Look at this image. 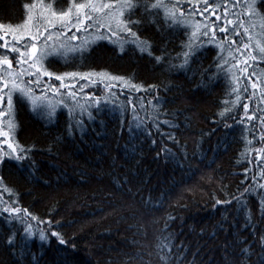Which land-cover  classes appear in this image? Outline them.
I'll return each mask as SVG.
<instances>
[{"label": "trees", "instance_id": "trees-1", "mask_svg": "<svg viewBox=\"0 0 264 264\" xmlns=\"http://www.w3.org/2000/svg\"><path fill=\"white\" fill-rule=\"evenodd\" d=\"M33 2L36 0H0V23L21 24L28 14L24 5ZM44 2L51 3L57 10H66L69 6V0ZM214 3L223 5L226 0H214ZM184 7H188L186 2ZM257 7L264 12L259 0ZM142 11L137 8V16ZM235 11L244 9L238 7ZM160 17L162 19L163 10ZM252 20L256 25L251 29L253 40L249 42L247 37L243 40L254 46L260 40L261 28L256 17ZM101 31L106 33V30ZM83 36L84 33L79 34L81 39ZM144 37L152 39L154 55H160V45L166 41L156 28L146 26L141 33V38ZM187 39L184 28L175 32L167 41L168 53L175 57ZM219 51L215 43L205 39L187 70L172 68L167 62L157 64L132 45H125L122 53L119 44L107 38L98 40L83 59L49 58L45 66L56 74L107 71L132 78L145 89L155 85L156 90L113 89L115 103L123 108L113 114L109 101L103 113L98 114L93 105L89 110L95 119H89L88 111L81 116L79 109L70 113L64 106L57 108L51 120L41 119L30 105L17 102L13 140L30 149L29 159L17 163L5 158L0 163L3 178L0 209L5 206L27 209L37 220L43 221L37 223L21 212V218L34 230L49 231L47 222L51 221V230L58 231L68 241L67 246H62L56 238L50 237V243L42 247L37 236L29 250L38 256L43 252L39 264H161L157 246L159 238L168 234L163 230L169 216L175 217L168 221V232L176 234L172 264H175L176 248L181 244L187 249L181 251L185 256L184 264H190L194 253L198 264L200 261L208 264L210 259L224 264L223 246L234 241V232L240 239L252 241L251 228L239 230L244 224V214L237 215L234 197L240 196L250 185L264 183L259 175L264 162L256 159L255 151L264 147L259 140L261 113L255 100H247V94H242L240 104L231 103L235 100L232 92L235 69L231 74L221 72L211 82L207 79L202 82L199 71L194 74L193 69L212 66L214 70ZM253 54L259 60L258 50ZM253 70L264 72V61L253 62L248 74ZM52 83L59 85L55 80ZM240 83L247 84V80L242 78ZM85 93L102 100L107 96L103 84L99 83L87 87ZM156 97L164 101L159 119L170 120L178 127L161 125L157 131L149 119L153 109L148 103H155ZM129 99L136 105V114L145 122L143 130H136L132 124ZM80 103L85 101L81 99ZM141 103L144 108L140 107ZM243 103H249V115L257 110V119L247 121ZM225 108L230 110L221 117ZM6 120L7 117L1 120L5 130ZM77 121H82V129L76 127ZM129 126L133 127L132 132ZM169 133L175 143L168 138ZM248 140H252L251 145ZM164 147L171 149L175 158H166L162 152ZM243 198L248 201L259 235L264 231V221L260 220L257 197L245 193ZM230 199L232 204H216V200ZM7 215L0 216V264H17V257L6 246L5 238L13 231L18 238L22 236L25 224L20 219L9 224L4 219ZM231 251L229 247L228 252ZM30 259L26 257L24 264H29Z\"/></svg>", "mask_w": 264, "mask_h": 264}, {"label": "snow or ice", "instance_id": "snow-or-ice-1", "mask_svg": "<svg viewBox=\"0 0 264 264\" xmlns=\"http://www.w3.org/2000/svg\"><path fill=\"white\" fill-rule=\"evenodd\" d=\"M185 2L188 5L187 8L184 7ZM257 2L258 0H243V3L241 0H226L225 4L219 5L215 4L214 0L212 3L210 0H195V2L193 0H183V2L182 0H168V2L165 0H82V2L69 0L66 10H57L51 3H45L44 0L25 4L24 7L28 14L21 24L0 23V41H2L0 49L5 50L0 53V118L7 117V130L4 126H0V137L5 138L2 144H6L9 149L5 152L0 146V163H3L5 158L17 163L29 159L30 149L22 147L13 140L17 127L15 119L17 102L30 105L31 110L41 119L51 120L59 106L68 107L70 113L79 109L81 116L88 111L89 119H95L89 110L93 105L98 114L103 113L109 101L112 102L109 110L113 114L123 108L122 105L115 103L116 92L113 89L135 92L156 90L155 85H149L145 89L142 85L134 83L132 78L114 75L107 71H73L56 74L45 66L49 58L54 56L65 59L77 57L83 59L85 53L98 40L106 38L113 43H118L122 53L125 51V45H132L136 51L151 57L157 64L167 62L170 67L181 70H187L194 62L205 39L209 43H215L220 50L215 61V69L209 66V68L199 70L193 69V72L195 74L199 71L202 82L205 79L211 82L221 72L231 74L235 69L236 74L232 75V92L235 94V100L231 103L234 106L240 104L244 98L242 94H247V100L257 102V110L261 113L258 117L261 129L259 140L264 143V107H261L264 105V72L257 73L253 70L251 74H248L253 62L264 61V12L258 9ZM259 3L264 6V0H259ZM229 4L231 8L228 7ZM238 7L243 8L244 11H235ZM137 8L143 10L139 16H137ZM221 8L222 12L219 11ZM160 10H163L162 19ZM245 17L248 19L246 20ZM253 17L259 20L261 28L260 40L254 46L243 40V37H247L249 42L253 40L251 29L256 26L252 20ZM148 25L154 26L161 38L166 41L160 45V55H154V42L150 37L141 38L143 29ZM181 28L185 29L188 39L182 43L181 51L173 57L167 51V41ZM101 30H106V33ZM81 32L84 33L82 39L77 35ZM68 33H72L71 36ZM113 37L118 39L112 40ZM237 37L241 39L238 41ZM72 41L79 42L74 44ZM250 48L252 51H249ZM257 50L259 60L257 55L253 54ZM12 54L16 55L12 56ZM173 61H179V63H173ZM253 77L256 79L254 80ZM242 78L247 80V84L240 83ZM53 80L58 81L59 85L52 83ZM81 81L84 83H80ZM98 83L103 84L107 93L103 100L94 94L85 93L87 87ZM62 89L65 91H61ZM81 99L85 103H80ZM148 103L153 109V114L149 119L158 132L161 125L178 127L170 120L159 119L160 108L164 103L162 98L156 97L155 103L152 101ZM129 104L132 105V124L135 129H145V122L136 114V105L131 99H129ZM140 107L144 108V104L141 103ZM229 110L225 108L220 116L224 117ZM243 110L247 121L257 119V110H253L249 115V103H243ZM76 127L82 129V121H77ZM226 127L229 126L226 125ZM128 130L132 132L133 127L129 126ZM69 132L71 134V127ZM148 135L151 133L149 132ZM168 138L176 142L171 133L168 134ZM152 143L155 145L156 141L153 140ZM248 144L251 145L252 140H248ZM255 151L256 159L264 162V147L255 149ZM162 152L166 158H175V153L167 147H164ZM259 175L264 178V169H261ZM2 183L3 178L0 177V184ZM245 193L256 195L260 220L264 221V183H256L254 187L250 185L245 188L240 196L234 197L237 215L241 212L244 214V224L239 230L251 228L252 241L248 242L247 238L240 239L234 232L233 235L236 237L234 241L223 246L224 264H264V231L257 235V223L248 207L247 199L243 198ZM221 203L232 204L233 200H216L217 205ZM21 212L24 216L37 220V217L29 213L27 209L15 206H5L0 209V216L4 213L8 214L4 219L9 224L16 219H20V222L25 224L22 236L18 238L17 232L13 231L5 238L6 246L17 257V264H24L25 258L29 256L31 257L29 264H39L43 252L38 256L29 250L30 243L37 236L42 247L50 243V237L56 238L60 245L67 246L68 241L58 231L51 230V221L47 222L49 231L34 230L31 224L21 218ZM174 219L175 217H168L163 230L168 234L159 238L157 254L161 264H172V250L176 234L168 232V221ZM37 223H43V221L37 220ZM229 247L232 249L230 253L228 252ZM182 250L187 251L182 244L176 248L175 264H184L185 256L181 254ZM162 252L164 254L160 255ZM137 255L141 254L137 253ZM195 257L196 253L193 254L190 264H198ZM199 264H204V262L200 261ZM208 264H216V261L210 259Z\"/></svg>", "mask_w": 264, "mask_h": 264}, {"label": "rangeland", "instance_id": "rangeland-1", "mask_svg": "<svg viewBox=\"0 0 264 264\" xmlns=\"http://www.w3.org/2000/svg\"><path fill=\"white\" fill-rule=\"evenodd\" d=\"M83 32H81V33H77V35L79 36V34H82ZM71 34L72 33H68V35L69 36H71ZM0 43H2V41L0 42ZM5 50H3V49H0V53H3ZM16 54H12V56H15ZM16 65H15V60H14V67H15ZM1 120H2V118H0V126H1ZM5 138L4 137H0V146H2L3 147V150L5 151V152H7V151H9V149L7 148V145L6 144H2V142H3V140H4Z\"/></svg>", "mask_w": 264, "mask_h": 264}]
</instances>
